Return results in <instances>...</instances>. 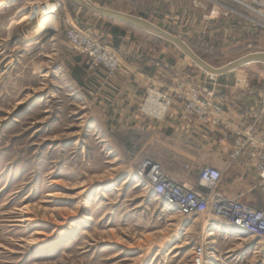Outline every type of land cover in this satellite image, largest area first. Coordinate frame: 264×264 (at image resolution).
Instances as JSON below:
<instances>
[{"label": "rangeland", "instance_id": "rangeland-1", "mask_svg": "<svg viewBox=\"0 0 264 264\" xmlns=\"http://www.w3.org/2000/svg\"><path fill=\"white\" fill-rule=\"evenodd\" d=\"M90 1L152 23L213 68L264 53V28L234 0ZM48 2L56 12L40 15ZM200 3L211 7L206 21ZM70 28L116 53L124 44L151 43L167 48L166 59L195 66L169 41L70 0H0V264H192L195 247L203 250L202 264H264L260 247L241 257V241L208 238L209 226L219 223L211 214L180 217L146 187V162L174 178L148 159L158 158V148L106 124L90 102L100 89L90 71L108 72L91 68L68 44ZM111 30L124 34L114 39ZM238 72L248 74L238 79L247 80L249 91L264 94V65L236 69L223 82Z\"/></svg>", "mask_w": 264, "mask_h": 264}, {"label": "crops", "instance_id": "crops-1", "mask_svg": "<svg viewBox=\"0 0 264 264\" xmlns=\"http://www.w3.org/2000/svg\"><path fill=\"white\" fill-rule=\"evenodd\" d=\"M198 8L203 11L200 19H210L207 15L211 8L209 5L200 3ZM210 15H216L214 10ZM202 27L208 26L204 24ZM138 32L151 37L147 32ZM166 49L144 42L124 44L118 49L122 64L113 76L102 71H90L91 83L100 84L98 93L89 97L90 102H97V109L101 110L106 124L115 125L118 130L137 132L143 147L158 148V158L151 155L148 159L163 164L167 175L179 184L204 193L205 189L197 185L198 169L202 165H210L221 173L216 188L219 194L258 209L264 202V192L257 187L253 169L256 150L249 145L233 161L230 154L237 133L246 134L252 140H264V94L249 91L247 80L238 79L243 75L248 77L246 73H236L228 83L223 82L224 77L236 70L208 78L204 72L196 70V65L179 58L166 59L163 55ZM166 56L172 57L171 51ZM190 92L219 104L222 121L211 126L195 114L182 118L184 111L178 94L187 96ZM149 93L153 99L163 94L170 101L160 118L141 110ZM218 222L209 226L208 238L218 235L223 240L241 241L242 250L246 253L241 257L257 253L259 247L264 251V244L260 245L256 238ZM231 230L234 234L225 232Z\"/></svg>", "mask_w": 264, "mask_h": 264}, {"label": "built area", "instance_id": "built-area-1", "mask_svg": "<svg viewBox=\"0 0 264 264\" xmlns=\"http://www.w3.org/2000/svg\"><path fill=\"white\" fill-rule=\"evenodd\" d=\"M234 2L251 12L259 20L253 21V23L264 28V0H234ZM65 36L73 49H78L87 56L92 65L91 68L100 67L108 72L109 76H113L120 68L121 56L110 48L93 41L85 33L76 28H70ZM209 78L212 76L210 75ZM178 96L184 111L182 118L195 114L203 123L211 126H216L222 121V108L211 99L199 98L196 92H190L187 96L184 93H179ZM151 98H153L152 93H149L141 110L150 116H158L156 109L164 108L160 115L163 116L170 104L168 97L160 94L155 102L151 101ZM147 106L152 107V109L148 110ZM236 135L237 139L230 159L236 160L251 145L256 150L253 169L257 176V187L264 192V140H252L251 137L241 133ZM143 167L148 168L144 181L146 187H151L153 193L163 201L174 204L175 213L180 217L211 214L212 217L225 225L239 229L253 238L264 240V210L249 207L237 199L227 198L219 194L216 191L221 179L219 170L208 165L199 168L197 185L205 189L204 193H199L159 173V171L157 173L159 178L151 180L152 170L158 169V166L146 162ZM202 257L203 250L200 247L193 248L191 263L202 264Z\"/></svg>", "mask_w": 264, "mask_h": 264}, {"label": "water", "instance_id": "water-1", "mask_svg": "<svg viewBox=\"0 0 264 264\" xmlns=\"http://www.w3.org/2000/svg\"><path fill=\"white\" fill-rule=\"evenodd\" d=\"M70 1L74 6L82 8L97 16L125 24L129 27L147 32L157 38H163L169 41L170 43L175 45L182 52L183 55H185L188 59H190L194 65L201 68L204 72L208 73L211 76H220L229 73L233 70L242 68L251 63H258L264 65V53L256 52L245 55L236 60H233L232 62H229L228 64L224 65L223 67L213 68L207 63H205L198 56H196L193 53V51L183 41L177 39L173 35L167 33L163 29H160L159 27L153 25L152 23L144 19L97 6L94 3H92L90 0H70ZM151 193H153V191Z\"/></svg>", "mask_w": 264, "mask_h": 264}, {"label": "bare ground", "instance_id": "bare-ground-1", "mask_svg": "<svg viewBox=\"0 0 264 264\" xmlns=\"http://www.w3.org/2000/svg\"><path fill=\"white\" fill-rule=\"evenodd\" d=\"M46 5H44V6H42V8H41V11H40V15L42 14V15H47V14H54L55 12H56V9H57V5H55V4H52V3H50V2H48V3H45ZM39 11V10H38ZM37 12V11H36ZM24 20V19H23ZM7 67V66H6ZM151 100L152 101H157V97L156 98H151ZM147 108H148V110H151L152 109V107H150V106H147ZM156 111H158V116H160L161 114H162V112L164 111V108L163 109H161V110H158V109H156ZM152 177H151V180H155V179H157V178H159V175L157 174L158 173V169H153L152 170ZM155 175V176H154ZM157 196V195H156ZM158 197V196H157ZM165 202V204H166V206L168 207V208H172V209H174V204H172V203H170L169 201H164ZM234 229H236V228H234ZM213 233H211V234H209V236H211ZM172 250H174V248L172 249Z\"/></svg>", "mask_w": 264, "mask_h": 264}, {"label": "trees", "instance_id": "trees-1", "mask_svg": "<svg viewBox=\"0 0 264 264\" xmlns=\"http://www.w3.org/2000/svg\"><path fill=\"white\" fill-rule=\"evenodd\" d=\"M106 20H108V19H106ZM108 21H112V20H108ZM114 22H116V21H114ZM117 23H119V22H117ZM123 25L126 26L127 29L138 31V29L129 27V26L125 25V24H123ZM110 34H111V36H113L114 39H117L118 37L123 36L124 33L123 32H119L117 30H111ZM114 47H117V40H114Z\"/></svg>", "mask_w": 264, "mask_h": 264}]
</instances>
